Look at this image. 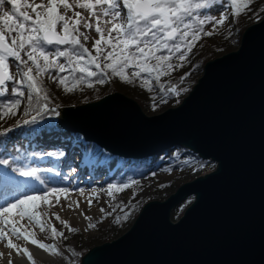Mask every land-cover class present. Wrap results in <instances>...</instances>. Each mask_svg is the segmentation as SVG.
Segmentation results:
<instances>
[{
	"label": "water",
	"instance_id": "water-1",
	"mask_svg": "<svg viewBox=\"0 0 264 264\" xmlns=\"http://www.w3.org/2000/svg\"><path fill=\"white\" fill-rule=\"evenodd\" d=\"M57 124L124 157L183 145L215 163L145 201L124 231L92 245L78 264H264V15L235 48L203 63L176 105L146 114L113 90L63 106Z\"/></svg>",
	"mask_w": 264,
	"mask_h": 264
},
{
	"label": "snow or ice",
	"instance_id": "snow-or-ice-1",
	"mask_svg": "<svg viewBox=\"0 0 264 264\" xmlns=\"http://www.w3.org/2000/svg\"><path fill=\"white\" fill-rule=\"evenodd\" d=\"M218 2L219 0H23L21 5L17 0H0V97L4 98L0 101V119L16 114L15 109L21 105V97H26L29 104L34 97H42L44 111L58 116L59 112L55 108L49 109L50 97L42 87L41 77L49 74L52 69L60 73H81L79 77H74L73 81H69L68 77L57 78L49 75L48 78L62 85L66 92L73 91L78 83L83 82L85 74L87 77H95L98 83L103 84L109 72L128 84H132L135 78H141L151 90L152 81L147 77H154L159 83L161 76L182 68L195 42L201 38V32L205 36H211L217 27L226 25L229 17L225 13L221 12L220 16L216 17L200 12L201 9L209 8L212 3ZM9 3L11 8L3 10V6ZM227 3L232 7V15L239 16L248 10L252 0H247L239 10L236 9L237 0H227ZM194 23L197 25L195 28ZM205 23L212 25L210 30L202 27ZM82 28L90 29L91 32L82 31ZM89 40L94 41L91 48L95 55L85 44ZM61 45L65 47H58ZM174 56L181 63H172ZM61 58L64 62H61ZM86 58L87 64L83 63ZM92 66L99 72L93 71ZM128 69L131 71L127 72ZM188 75L190 73H184L180 80L183 81ZM161 91L179 97L189 89L161 86ZM161 102L167 101L162 99ZM156 106L152 105L154 109ZM35 120L34 116L31 121L24 120L23 123L29 124ZM174 155L179 158L178 153ZM183 164L195 168L197 160L194 157L186 158ZM0 165L10 166L9 160L0 159ZM204 166L203 162H199V168ZM17 172L20 176H35L36 169L22 171L11 168V172L0 175V181L17 190L18 182L12 175ZM128 187V183L119 187L109 184L108 195H113L112 189L123 191ZM49 192L55 197V203L61 204L57 193H67L68 190L52 188ZM38 200L43 201L46 206L43 209L45 216L51 207H55L49 200L48 193L14 197L11 203L0 207V217L3 218L0 223L4 225L0 227V243L6 240L5 247L9 250L0 252V259H4L5 264H15L17 257L26 259L30 264H36L34 252L26 246L14 243L10 235L17 241L23 239L31 245H36L37 250L63 256L54 246L35 239L34 233L29 235L21 232L17 222L9 218L8 214L15 209L20 220L27 217L29 224L35 221L40 231L44 232L49 225L40 224L41 212L30 210L28 207L31 204L32 209L38 208ZM91 203L89 200V206ZM73 204L79 208V203L75 201L66 207L72 209ZM64 207L61 204V208ZM105 211L104 208L100 209L101 213ZM52 215L69 231H78L71 227L68 221L61 219L58 212H53ZM84 219L91 221L93 218L84 215ZM124 219H128L127 214ZM8 225H11V228L6 230ZM50 227L53 237L64 236L63 232H57L55 226ZM95 227L96 224L88 225V228ZM68 251L73 256L79 255L73 249ZM64 259L67 260V257Z\"/></svg>",
	"mask_w": 264,
	"mask_h": 264
},
{
	"label": "rangeland",
	"instance_id": "rangeland-1",
	"mask_svg": "<svg viewBox=\"0 0 264 264\" xmlns=\"http://www.w3.org/2000/svg\"><path fill=\"white\" fill-rule=\"evenodd\" d=\"M261 1L264 0H252L253 3ZM17 3L22 5L23 0H17ZM10 8V3L3 6V10L5 11L9 10ZM80 11L83 12V10ZM200 12L201 14L216 17H219L221 12H223L228 15L229 19L225 26H219L216 28L214 35L205 36L203 35V32H201V38L195 42V46L192 49L198 50L201 47H208L230 30H243L244 24L235 21V16L232 15V7L227 3V0H219L218 3H212L209 8L201 9ZM193 27L195 28L197 25ZM202 27L205 30H210L212 25L205 23V25ZM81 30L91 32L90 29L85 30L82 28ZM92 43H94L92 40L85 42L86 46L92 51V54L95 55V51L91 48ZM58 47L63 48L64 46L61 45ZM235 47L236 45L232 46V48ZM190 55L191 53L188 55V57ZM61 62H64L63 58H61ZM172 63L178 64L181 62L176 57H173ZM192 63L193 61L187 58V60L183 62L184 66L182 68H177L169 75L161 76L160 82L165 83L168 78L178 75L183 76L184 73H190V75L185 77V79L182 81L184 87L190 88L194 82V79H196L201 72V66L199 64ZM130 71L131 69L127 70V72ZM49 75L50 73L47 74V77H49ZM144 75L146 74H142V76ZM147 79L152 81L150 90V92H153L154 101L152 102V105L156 104L157 106L155 109L152 106L148 107L147 109L141 107L146 114L157 113L169 106L176 105L172 103L173 97L168 96L165 93L157 92V88L153 86L155 81L154 77L150 76L147 77ZM119 80L121 79L119 78ZM134 82H136L140 87L149 89L146 81L141 78H135ZM180 96L183 95L181 94ZM64 97L69 98L66 96V93L64 94ZM162 99L166 100L167 102H161ZM87 101L91 100L86 99L84 102ZM78 103L71 102L66 104L75 105ZM65 105L60 106V108L57 110V112H59L58 116L54 113L50 114L47 117V121H53L56 125L60 121L61 109ZM15 122L16 124L9 125V127L5 129L7 131L4 130L0 134V159H8L10 165H0V175H2L4 172H11V168H18L22 171L36 169V174L35 176H20L19 172L12 173L16 182H18L17 190H13L12 187L0 181V207L4 206L6 203H11L14 197H20L23 195H40L41 193L49 192V189L52 188L67 189L68 191L71 189L74 192H78L80 189L99 190L98 192L95 191L91 196L92 200L96 201L98 204L96 210L97 213L94 215L89 211H86V216L92 217L93 219L91 221L84 220L82 227L75 225L73 215L64 214V212L61 210V207H59L60 204H56L55 200L51 201L55 207L50 208L47 216L43 214V209L46 207L43 204V201L38 200L36 203L39 204V207L35 209H32L31 204L28 205L30 210L41 212L40 224L49 225L45 228L44 232H41L40 227L36 224V222L32 221L37 233L42 238H44L49 245L54 246L58 251L63 253V256L53 255L51 259L52 263L50 264H61L65 260V256L67 259L73 260L74 256L71 255L68 249L74 250L81 242L91 238L95 239L96 243L102 242L101 237H103L105 230L108 227L113 229L116 228L117 224L120 222V219L123 218L125 214H127L128 218H130L132 211L137 209L138 212L140 206L145 201L154 198L161 199L166 197L174 190L171 189L172 184L178 185L183 181L200 175L202 172L200 169H195L193 172H191L193 167L189 166L171 167L170 165L166 164L157 166V169L154 171L153 169L148 170L149 168H147V171H145L143 174H140L141 172L136 170L124 172L121 165L124 156L110 153L101 146L96 152L98 156L95 159H101L103 161H100L101 163L96 165L95 163L90 162H88L87 165H84L83 162L85 161L82 157L85 156L86 158H89L90 154L87 151L88 140L84 138L82 133H73L71 131H67L66 128L61 126H56L54 128L51 126L47 127L43 120L37 119L35 122L29 124L21 123L19 119ZM20 126H22L21 129ZM68 137H72L74 141L76 140L70 149L68 148ZM61 138L62 140H60ZM170 150L172 149L170 148ZM48 153H55V155H48ZM60 153H62V155H60ZM67 159L68 161L64 163V160ZM98 165H101L100 169ZM94 166H96V168L91 170ZM214 166L215 163L213 161L205 163V171H203V173L212 170ZM48 169H52V171H48ZM165 169H171V171H165ZM121 171L122 177L119 178L120 174L118 176V173ZM88 173L90 178L86 180L85 176ZM152 173H154V175ZM84 180L87 182L84 183ZM41 181H43V183H41ZM123 183H128L130 187L125 188L123 191L112 189L111 191L113 192V195H108L109 184L119 187ZM161 185H163V187H161ZM159 195L163 197H159ZM192 198L193 195H187L179 203H183L185 201L188 202L192 200ZM93 204L94 203H92V205ZM101 208H104L106 211L101 213ZM12 212V215H17L15 209H13ZM53 212H58L61 219L68 221L71 227L78 229V231L75 232L76 235H73L72 231H69L68 228L61 224L60 221H58L55 216L52 215ZM118 217L119 220H117ZM98 221L100 222L97 223ZM89 223L96 224V227L88 228ZM50 226H55L57 232H63L64 236L53 237ZM86 228L87 231H85ZM36 264L48 263L38 262Z\"/></svg>",
	"mask_w": 264,
	"mask_h": 264
},
{
	"label": "trees",
	"instance_id": "trees-1",
	"mask_svg": "<svg viewBox=\"0 0 264 264\" xmlns=\"http://www.w3.org/2000/svg\"><path fill=\"white\" fill-rule=\"evenodd\" d=\"M247 0L241 1L237 0L236 9L239 10L240 7H242ZM264 15V1L261 2H252L248 6V10L244 11L239 16H235V21L238 23L244 24V27L255 21L258 20L260 17ZM193 26H196L194 23ZM243 27V28H244ZM242 29H233L225 33L223 36H221L219 39H217L212 45L208 47H201L198 50L192 49L191 55L188 57L191 61H193L192 64H199L202 68L203 63L224 52L229 49H232L233 45L238 44L239 36ZM65 47V46H64ZM189 53V54H190ZM188 54V55H189ZM175 57V56H174ZM87 64V60L83 62ZM103 67V66H102ZM93 71L99 72L98 69H96L94 66H92ZM127 71V70H126ZM50 75H54L57 78L61 77H68L69 81H73L74 77H79L81 73H71L69 71H66L64 73H60L55 69H52L50 71ZM181 76H175L168 78L165 83L160 82L157 83L154 81L153 86L157 88L158 93H165L168 96L173 97V104H177L180 102L181 98L187 93H182L183 96L176 97L174 95H171L167 92L161 91V86L163 88L168 87H180V88H186L183 86V82L180 80ZM43 80L42 87L47 91L50 101L48 103L49 109L55 108L56 111L60 108V106L65 105L66 103H83L86 99L95 100L101 97L102 95L113 91V90H119L123 93L131 95L134 99L137 100V102L140 104V106L144 109H147L148 107L152 106L153 100V92H150L149 89H145L143 87H140L137 85L136 82H133L132 84H128L123 82L122 80H119L118 76H112L109 72V75L105 77V83L101 84L98 83L95 77H87L85 74V80L83 82H80L76 85L73 91L66 92L64 90V87L60 85L58 82L53 81L52 79H49L47 75H43L41 77ZM155 80V79H154ZM196 79H194L195 81ZM10 83V82H9ZM91 84V86H89ZM189 89V88H188ZM66 93V96L69 98H65L64 94ZM16 97H13L15 99ZM4 98L0 97V101H2ZM21 105L19 108L15 109L16 114L15 115H8L4 117L3 119H0V134L5 129L9 127V125L16 124L15 121L19 119L21 123H23L24 120H32V117H36L37 120H43L44 124L47 125V127H56L55 123L53 121L48 122L47 117L50 114H53L52 112H45L43 109L44 101L42 97L36 98L34 97L32 102L29 104L26 97H21ZM179 101V102H177ZM67 105V104H66ZM58 106V107H57ZM22 126H20L21 129ZM170 148L172 150H170ZM179 154V158H177L174 154ZM196 158L197 165L195 168H192L191 172H193L195 169H200L203 174V171H205V166L201 169L199 168V162H203L204 165L207 162H210L209 159H201L197 154L193 153L189 148L183 146V145H172L164 151L160 153H153L151 155H147L144 157H124L123 161L121 163L122 170L124 172H131V171H140V174L145 173L148 170H156L157 166L159 165H170L171 167H185L187 165L183 164V160L186 158ZM120 174V176H119ZM122 171L118 173L119 178L122 177ZM154 175V173H152ZM177 185L172 184L171 189H175ZM159 197H163L160 196ZM191 201V200H190ZM185 201L183 203L176 204L172 210H171V218L176 219L183 211L185 206L190 202ZM137 209H134L130 215V218L127 220L123 218L120 219L119 224H117L116 228H110L108 227L103 237H101V241L109 240L116 235L120 234L123 229H126L130 223L132 222V219L136 216ZM124 231V230H123ZM73 235H76L75 232H73ZM96 244V240L91 238L86 241L81 242L76 249H74L75 252L79 253L78 256H74L73 260L65 259L61 264H78L80 262L81 256L92 246Z\"/></svg>",
	"mask_w": 264,
	"mask_h": 264
},
{
	"label": "bare ground",
	"instance_id": "bare-ground-1",
	"mask_svg": "<svg viewBox=\"0 0 264 264\" xmlns=\"http://www.w3.org/2000/svg\"><path fill=\"white\" fill-rule=\"evenodd\" d=\"M60 140H62V138ZM67 141L69 142L68 148L70 149L73 146V144L75 143L76 140L74 141V139L72 137H68ZM87 145H88L87 146V151L90 154V156L88 158L89 162L90 163H95V165L98 164V163H101L103 160H101V159L100 160H96L95 159L98 156V154L96 152H97L98 149H100L99 148L100 146L96 142H94L92 140H88L87 141ZM67 161H68V159L64 160V163H66ZM85 162H83L84 165H87V162L86 163ZM101 165H98L99 169L101 168ZM95 168H96V166L92 167L91 170H94ZM85 178H86V180L88 178H90L89 173L85 176ZM86 180H84V183L87 182ZM95 191L98 192L99 190L98 189H95V190L80 189L78 192H74V191H72L70 189V191H68L67 193H57L60 201L62 202L61 204L65 206L63 209L61 208L62 212H64V214L73 215L74 224L75 225H78V226L82 227V224H83V222L85 220L84 219V215H86L85 214L86 211H89L90 213L96 215V213H97L96 210H97L98 204H97L96 201H93L92 198H91V196L94 194ZM44 193H48L49 194V200L50 201H54L55 200V197H53L50 192H44ZM89 200H91L92 203H94V204L92 205V203H91V206H89V204H88ZM74 201L79 203V208H76L75 204H73V208L72 209H68L66 206L68 204L74 202ZM61 204H60L59 207H61ZM81 213H83L84 215H81ZM8 215H9V218L13 222H17V227L20 228L21 232H25L26 234H29V235L34 233L35 234L34 235L35 239L41 240L44 243L48 244L46 242V240L44 238H42L37 233L36 229L34 228L33 222L31 224H29V222L27 220V217H25V219H23V220H20V218L17 215H12L11 213H9ZM2 220H3V218L0 217V221H2ZM25 226H27V227H25ZM0 227H4V225H2V223H0ZM10 228H11V225H8L6 230H8ZM10 238L13 239L14 243H17V244L21 245L22 247L26 246V247L29 248L30 251H33L34 252V259H35L36 263H38V262L48 263V264L52 263L51 259H52L53 255L51 254V252H45L44 250H37V246L36 245H31L30 242H26L24 240L17 241L14 236L10 235ZM5 244H6V240L3 243H0V252L9 251L5 247ZM0 264H5V260L4 259H0ZM15 264H30V262H27L26 259H24V258L17 257V258H15Z\"/></svg>",
	"mask_w": 264,
	"mask_h": 264
}]
</instances>
